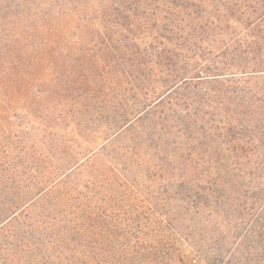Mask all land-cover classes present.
<instances>
[{
  "label": "trees",
  "instance_id": "obj_1",
  "mask_svg": "<svg viewBox=\"0 0 264 264\" xmlns=\"http://www.w3.org/2000/svg\"><path fill=\"white\" fill-rule=\"evenodd\" d=\"M97 2L56 0V16L19 30L36 13L0 0V125L23 126L24 104L42 110L59 161L52 181L22 136L17 151L0 144V256L189 264L166 239L188 212H213L205 200L219 195L264 203V80L251 82L264 75V0ZM99 140L101 153L79 158ZM40 217L47 233L40 241L33 229L32 240L24 227Z\"/></svg>",
  "mask_w": 264,
  "mask_h": 264
},
{
  "label": "rangeland",
  "instance_id": "obj_2",
  "mask_svg": "<svg viewBox=\"0 0 264 264\" xmlns=\"http://www.w3.org/2000/svg\"><path fill=\"white\" fill-rule=\"evenodd\" d=\"M14 1H18V3L21 4H26L28 2V10L36 13L34 18L30 21L27 22L26 20H23L24 25L19 27V30H25V27L28 25H36V19L42 21L44 19L43 17H45L50 10H53L56 16V0H52L51 2L49 0ZM97 4V0H93V5L96 6ZM12 10L20 11L19 9H16V7H12ZM3 19L5 20V17ZM230 22V27L235 29L238 38L244 39L247 32L245 25L237 21L234 22V20H231ZM4 26L5 25L0 22V34L5 33V30H2V28H6ZM16 30L18 31V29ZM262 53L264 54V51H262ZM217 54L218 52L215 54L214 59L218 58ZM245 57L250 59V57H255V55L251 53ZM199 61L200 65L205 64L204 60ZM220 61H222V59H220ZM263 80L264 75H254L251 82H260ZM34 96L38 97V99L40 98L36 93ZM34 96H31L30 98L33 99ZM31 99L29 101H31ZM28 105L30 104H24L26 108L31 109L32 113L26 115L25 124L23 126H17V119L12 117L8 118L9 121L4 120L1 122L0 129L4 130L5 134L0 131V144L5 145L9 139L10 142L12 141L15 144L14 151H17L19 148V139L17 135H20V137L22 136V139H25V146L27 148L29 147L31 150L30 146L34 145L33 149L35 148L38 151H42L41 156L46 159L45 162L42 163L41 168H38V165L35 164L33 165V168L37 171H44L47 173L46 176L52 177V181H54L57 179L56 174L59 169L58 154L51 145V138L48 131H46L47 128L44 127L42 120L36 118L37 114L38 116H43L42 110L32 109V106ZM20 119L21 118H19V120ZM51 134H53V132H51ZM72 143L74 144L73 141ZM78 144L85 145L83 141H79ZM87 147L89 148V152L87 150V152L82 153L79 157L80 159H83L93 150H96V152L99 153L103 150L100 140L97 144H91ZM49 149H51V151ZM0 153H2L1 150ZM138 161L143 162L141 159H138ZM134 169L133 166V168L129 170L128 175L133 176L135 174ZM28 170L31 174L33 173V169L30 167H28ZM82 177H85L84 173H82ZM141 184L150 186V196L151 194L154 196L157 195L155 192L156 187H154V185L146 184L144 180L141 181ZM45 187H42L40 192L44 191ZM45 193L35 200V202L43 204L42 198L45 196ZM104 194L108 195V192L105 191ZM205 203L207 206L213 207V212L206 209L195 213L196 215L193 213L194 209L188 212V214L185 215L186 219L185 222L183 221V226L182 224L175 226L176 229L168 232L171 234L167 235H170L171 237H166V239H169L167 241H170V246H173L177 251H181L189 264H264V203L255 205L252 202L247 201L243 195H236L229 198L219 195L218 197L213 198V201L206 199ZM108 210L111 212L115 211L113 208H109ZM123 212L125 211L121 210L118 212L123 219L135 217V213L128 215ZM189 218H192V220ZM28 221L27 225L24 227L27 237L32 240L34 239L35 234L32 231L34 229L38 232L37 236L42 238L40 241L43 240L47 233V222L45 218L40 217L35 222L30 221L28 223ZM133 225L134 226L131 227V229L136 228L135 223ZM37 261V264H45L43 263L40 254L37 255ZM0 264L10 263L0 256Z\"/></svg>",
  "mask_w": 264,
  "mask_h": 264
}]
</instances>
